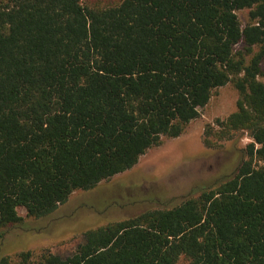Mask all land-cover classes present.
Returning <instances> with one entry per match:
<instances>
[{
	"label": "trees",
	"instance_id": "obj_1",
	"mask_svg": "<svg viewBox=\"0 0 264 264\" xmlns=\"http://www.w3.org/2000/svg\"><path fill=\"white\" fill-rule=\"evenodd\" d=\"M263 61L264 0H0V231L131 169L227 83L236 109L204 144L252 140L232 175L176 205L0 264H264Z\"/></svg>",
	"mask_w": 264,
	"mask_h": 264
},
{
	"label": "rangeland",
	"instance_id": "obj_2",
	"mask_svg": "<svg viewBox=\"0 0 264 264\" xmlns=\"http://www.w3.org/2000/svg\"><path fill=\"white\" fill-rule=\"evenodd\" d=\"M236 14L244 25L247 11ZM261 71L264 74V61ZM258 79L264 81V75ZM237 98L231 83L214 89L208 103L199 109V116L179 137L164 139L131 169L93 189L73 192L50 215L33 219L19 208L21 221L0 231V257L46 248L66 255L88 229L128 219L147 209L171 207L232 175L244 157L243 149L252 140L247 133H238L233 139L213 140L216 147L207 148L204 130L207 124L234 112Z\"/></svg>",
	"mask_w": 264,
	"mask_h": 264
}]
</instances>
